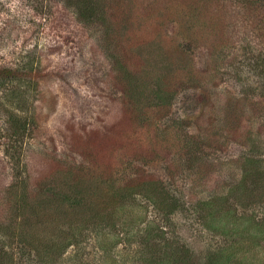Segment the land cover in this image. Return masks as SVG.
<instances>
[{
    "label": "rangeland",
    "instance_id": "374dc122",
    "mask_svg": "<svg viewBox=\"0 0 264 264\" xmlns=\"http://www.w3.org/2000/svg\"><path fill=\"white\" fill-rule=\"evenodd\" d=\"M81 1L0 0V65L53 75L0 87V264H264V3Z\"/></svg>",
    "mask_w": 264,
    "mask_h": 264
},
{
    "label": "trees",
    "instance_id": "16d2710c",
    "mask_svg": "<svg viewBox=\"0 0 264 264\" xmlns=\"http://www.w3.org/2000/svg\"><path fill=\"white\" fill-rule=\"evenodd\" d=\"M237 3H240L241 7H243L245 9L246 15L247 17H256V13H254L255 9L256 11L259 9H262L263 7V3L264 0H235ZM72 3V1H71ZM80 16H82V21L86 22V23H91L92 20H94V4L92 2V0H82L81 4H80ZM251 15V16H249ZM254 15V16H253ZM264 29V27H262ZM261 35V39L264 38V32L260 34ZM264 43V42H263ZM264 49V46H263ZM262 60H263V65H264V54L261 55ZM33 56L27 55L24 59L20 60L18 63L19 64H15L14 66H7V65H0V87L2 88H6L14 83H19V82H25L28 84H36L38 85L40 82L45 81L48 78H51L53 75L50 71H47L45 68H42L40 66V62H34ZM34 122L32 120H27L26 122V130H31L34 128ZM33 138H37V136H33ZM17 144V142L15 143V145ZM195 149H198L197 145L195 144ZM198 150L195 153V156L193 158H197V153ZM6 153V152H5ZM9 154V153H7ZM193 155H191L189 158H191ZM188 158V159H189ZM196 160V159H195ZM246 161H252V159L248 158L246 159ZM193 170V169H190ZM194 171H191V173L189 172V174H193ZM253 178H256L257 181H255V183L253 184V188H251L250 190H248L246 188L247 191L250 192V194H253L254 192H258L256 191V187L259 186H264V169L262 168H255L253 169ZM31 174L29 173H25L24 174V178L22 179V181H20L17 185H15V183L13 184H9L8 185V190L13 193V195L16 196V198L18 199L17 201L21 202V205L17 204V201L14 203H10L13 204L12 206L14 207L15 211H18V214L20 215V211H21V216L20 218H22L23 223L25 224L26 222H28V220L30 219L29 216L25 215L26 209L27 207L30 205H32V203L34 202V197L36 193H39L43 190V185L39 182L36 183H31V181L29 180ZM36 177H34L35 180ZM36 181V180H35ZM38 183V184H37ZM261 191L263 190V197H264V187H262V189H260ZM29 202V204H28ZM70 206L67 207V211H70L71 209H75L78 208L79 206V201H71L70 202ZM70 209V210H69ZM87 221V220H86ZM18 225H20V222H18ZM2 226V225H1ZM3 228H5V226H2ZM13 228V229H12ZM6 229V228H5ZM8 230L10 231L9 235L10 239H14V237L16 236L18 239L19 237H21L20 240H22V238H26L25 237V233H23L22 231H19V233H17L16 230V226L12 227V225L8 224ZM1 233V232H0ZM5 234V232H2V235ZM69 241H64L63 243H59L53 245L52 247H59L56 248V254H60L61 251L64 249L65 245L66 246H71L76 244V239L71 236L70 239H66ZM66 242V243H65ZM10 246L7 243H0V252L4 251L5 249H8ZM44 247V246H43ZM68 248V247H67ZM66 248V249H67ZM26 249V248H25ZM47 251H45L46 253V257L47 255H51L53 254L54 250L53 248H51V250L48 248H46ZM5 252H3L4 254ZM55 255V254H53ZM44 256V255H43ZM51 256L47 257L50 258ZM42 258V257H41ZM0 259L1 258V254H0ZM46 259V262H48V260ZM51 259V258H50ZM1 263V260H0Z\"/></svg>",
    "mask_w": 264,
    "mask_h": 264
}]
</instances>
